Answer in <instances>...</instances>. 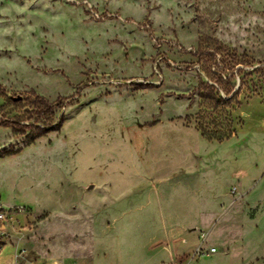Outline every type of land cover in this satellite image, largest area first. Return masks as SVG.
Wrapping results in <instances>:
<instances>
[{
  "label": "rangeland",
  "instance_id": "obj_1",
  "mask_svg": "<svg viewBox=\"0 0 264 264\" xmlns=\"http://www.w3.org/2000/svg\"><path fill=\"white\" fill-rule=\"evenodd\" d=\"M5 119L13 264H264V0H0Z\"/></svg>",
  "mask_w": 264,
  "mask_h": 264
},
{
  "label": "trees",
  "instance_id": "obj_2",
  "mask_svg": "<svg viewBox=\"0 0 264 264\" xmlns=\"http://www.w3.org/2000/svg\"><path fill=\"white\" fill-rule=\"evenodd\" d=\"M233 89L229 90L228 93H231ZM238 93V90H236L234 92V95ZM220 102H226L227 100H225L224 98H220L219 100ZM63 107V102L61 100L57 101L55 104H51V105H47L45 104L42 108L37 109V114L40 116H44V115H52L54 114L55 110L58 108H62ZM16 124L13 120H0V126L3 127H14ZM21 130L24 131L25 126H21ZM46 130H40V133L38 136H42L43 133H45ZM231 133L233 132H228L227 134H221L220 136L214 137L215 140H217L218 142H223L224 140L228 139L231 136ZM205 135V134H204ZM3 154H1L0 152V156H2Z\"/></svg>",
  "mask_w": 264,
  "mask_h": 264
},
{
  "label": "crops",
  "instance_id": "obj_3",
  "mask_svg": "<svg viewBox=\"0 0 264 264\" xmlns=\"http://www.w3.org/2000/svg\"><path fill=\"white\" fill-rule=\"evenodd\" d=\"M0 264H13L12 256L10 254L0 255Z\"/></svg>",
  "mask_w": 264,
  "mask_h": 264
},
{
  "label": "built area",
  "instance_id": "obj_4",
  "mask_svg": "<svg viewBox=\"0 0 264 264\" xmlns=\"http://www.w3.org/2000/svg\"><path fill=\"white\" fill-rule=\"evenodd\" d=\"M1 220H5V214H4L3 212H0V221H1ZM202 238L204 239V236H202ZM199 251H200V249H199ZM209 252H210L211 254L216 253V252H217L216 247H212V248H210V249H209ZM173 264H176V263H173Z\"/></svg>",
  "mask_w": 264,
  "mask_h": 264
}]
</instances>
